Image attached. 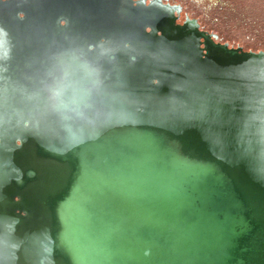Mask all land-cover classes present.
I'll return each mask as SVG.
<instances>
[{"label":"water","instance_id":"water-1","mask_svg":"<svg viewBox=\"0 0 264 264\" xmlns=\"http://www.w3.org/2000/svg\"><path fill=\"white\" fill-rule=\"evenodd\" d=\"M188 21L196 25L195 47L181 44L175 37L173 59L162 64L161 73L155 72V67L160 65L153 64L154 72L142 88L136 89L128 86L125 78L143 65L144 55L136 46L153 34L150 26L143 23L135 31L125 28L118 32L128 39L130 58L138 59L131 71L119 68L116 43H109L110 48L104 50L106 37H101L100 46L94 40H87L80 47L70 40L82 51H96L95 55L100 58L94 85L98 99H101L98 91L110 96L126 94L130 96H125L128 101H136L132 107L135 111L148 114L156 104L152 103L153 99L142 101L141 96L148 94L149 89L160 93L165 89L162 93L166 92L167 105L164 107L172 114L182 111L181 114L178 111V116L161 118L149 125L152 130L148 134L153 135L150 138L156 137L155 143H150L149 138L147 144L144 139L127 141L130 146L126 145L124 151L111 159L108 164L111 169L104 171L101 180L109 184L110 204L101 212L87 209V219L69 226L74 245L79 249L88 243L84 236L88 233L101 237L100 242L107 251L113 252L108 260L99 253L94 254L93 264H264V51H247L216 42L214 39L218 36L200 30L196 19H187L176 26L184 29ZM60 29L70 39L73 30L67 18L61 19ZM157 35L162 41L163 33L159 31ZM49 36L53 37V33ZM207 43L212 50H208ZM90 45L93 48L89 49ZM211 51L230 60L262 62L263 68L251 74L247 71L225 74L226 65L223 69L209 68L206 63L192 66L190 58L207 62ZM21 69L18 78L21 86L26 87L23 101L31 107L39 101L40 87L49 68L43 70L40 63L36 67L26 63ZM174 78L177 81L173 87H167L169 83L165 81ZM10 79H16V74ZM13 84L0 86V93L8 104L16 101V81ZM16 104V110L8 116L10 121L20 116L24 108L22 103ZM189 110L192 114L188 118L185 113ZM9 120L0 124V146L5 145L2 140L6 137L13 147L17 145L21 150L25 143L13 131L16 126L24 127L23 122L10 127ZM162 129L167 134L159 131ZM159 132L161 136L154 135ZM131 134L120 132L125 136ZM65 139L69 151L77 152V143L82 138L67 136ZM157 146H163L162 151ZM67 148L47 147V152L59 157L65 155ZM70 166L66 161L51 163L45 158H38L29 167L18 165L10 155L0 160L1 173L13 175L17 180L26 178L32 182L31 187L56 188L57 193L64 189ZM29 172L35 175L30 176ZM89 178V181L93 179L92 174ZM45 193L41 192L39 199L48 216L50 193ZM20 209L18 206L15 212L20 217L34 215L31 208L26 209L27 214L25 209L22 212ZM193 222L190 228L188 224ZM77 254L80 255L78 250Z\"/></svg>","mask_w":264,"mask_h":264},{"label":"bare ground","instance_id":"bare-ground-1","mask_svg":"<svg viewBox=\"0 0 264 264\" xmlns=\"http://www.w3.org/2000/svg\"><path fill=\"white\" fill-rule=\"evenodd\" d=\"M20 13L23 14L22 18ZM63 17L67 18V24H70L73 30L70 39L66 36L67 32L60 29ZM143 23L151 27L153 34L146 42L136 46L138 52L144 55L143 65L137 68L136 72L128 73L125 78L126 84L135 89L144 85L151 72H154L153 64L160 65L155 67V72L161 73L162 64L173 59L171 55L175 50V37L181 44L195 47L198 41L195 23L188 21L184 29L178 28L170 12L136 7L130 0L0 2V86L4 87L5 83H11L13 86L16 79L10 78L18 72L17 67L21 68L22 64L29 63L38 56L41 58L37 63H40L43 70L49 68L44 84L40 87L39 101L31 107L23 104L20 116L12 121L8 116L16 110V101L12 100V103L8 104L0 93V124L9 120V126L14 127L23 122L24 127L16 126L13 134L19 135L25 143L24 148L19 150L17 145L16 148L11 145L10 139L3 138L5 145L0 146V160L10 155L18 165L24 167L34 165L38 158H45L51 163L66 161L71 165L64 189L58 193L54 190L56 188L43 190L40 187H31L30 180H17L13 175L0 171V229L2 236L7 239L6 248L9 251L12 249V253L8 255V262L11 264H93L96 256L94 254L98 253L104 260L111 258L113 252L107 251L106 246L100 242L101 237L90 236L88 233L84 235L88 238V243L79 249L78 245H74L75 239L69 232V226L87 219V209L101 212L110 204L107 197L109 184L101 183V180L104 171L111 169L108 168L111 159L120 151H124L126 145L130 146L127 141L144 139L147 144L149 138L150 143H155L156 137L150 138L153 135L148 134V131L152 130L149 125L161 118L163 120L178 116L182 111L176 110V113L172 114L173 112L167 110L168 107H164L167 105L166 92L162 93L165 89L161 93L156 89H149V95L142 93V101L150 102L153 99L152 103L156 104L148 114L135 111L132 107L136 101H128L126 94L110 96L97 90L101 97L98 99L94 85L100 69V58L95 55L96 51H82L71 43L75 42L81 47L87 40H94L100 46L102 43L99 40L106 37L107 47L104 50L110 48L109 43H116L114 49L119 55V68L130 70L137 65L138 59L130 58L128 39L120 36L118 32L125 28L135 31ZM159 31L164 35L162 41L157 35ZM50 32L53 37L49 36ZM137 41L135 43H138ZM207 48L212 50L210 43H207ZM74 61L84 64V70L76 68ZM190 62L193 67L204 66L206 63L209 68L213 66L223 69L226 65L228 68L225 69V74L246 71L251 74L263 68L262 62L230 60L216 51H211L207 62L199 58H190ZM81 80V86L77 87ZM176 81L174 78L165 82L169 83V87ZM79 89L87 91L81 100L76 99V91ZM191 112L186 111L188 118L191 117ZM125 131L132 134L120 135V132ZM159 131L167 134L163 129ZM160 132L154 135L161 136ZM76 133L81 134L79 138H82V141L77 143V152L69 151L68 140L64 138L71 136L77 139ZM56 138L59 140L56 141ZM57 143L67 148L65 155L56 157L47 152V147L54 149ZM162 147L158 148L162 151ZM91 174L93 183V179L89 181ZM29 175L34 176L35 172H29ZM38 179L43 180L40 175ZM41 192L50 193L47 203L48 216L41 208ZM18 206L21 208L20 212L25 209V214L26 209L31 208L34 215L28 218L20 217L15 213ZM76 250L80 253L77 254L78 257L75 255Z\"/></svg>","mask_w":264,"mask_h":264},{"label":"rangeland","instance_id":"rangeland-1","mask_svg":"<svg viewBox=\"0 0 264 264\" xmlns=\"http://www.w3.org/2000/svg\"><path fill=\"white\" fill-rule=\"evenodd\" d=\"M180 3L190 17L199 19L204 29L215 32L221 41L229 42L231 46H242L247 51H264V0H171ZM182 20V19H181ZM41 56L29 63L38 66ZM37 63V64H36ZM73 63V62H72ZM78 69L85 68L81 62L74 61ZM16 72V103L24 104L25 96L19 81L22 69ZM148 79V78H147ZM147 81V80H146ZM79 81V86H81ZM25 85V83H23ZM60 89V88H59ZM64 93V90L62 91ZM87 91H76V99H83ZM24 98V99H23ZM78 137L80 133H76ZM65 139V138H64ZM56 141L59 139L56 138ZM59 147L57 143L55 145ZM52 149V148H51ZM208 193V192H207ZM213 193L211 194V196ZM193 223L188 226L193 227ZM182 227V226H181ZM0 229V264H11L8 255L12 253L6 248L7 239Z\"/></svg>","mask_w":264,"mask_h":264},{"label":"flooded vegetation","instance_id":"flooded-vegetation-1","mask_svg":"<svg viewBox=\"0 0 264 264\" xmlns=\"http://www.w3.org/2000/svg\"><path fill=\"white\" fill-rule=\"evenodd\" d=\"M1 1H8V0H1ZM130 1L136 7L141 6L145 8H151L159 12H170L174 19L176 17L178 18L176 21L177 24H183L187 19H192V20L196 19L200 25V30L210 34H216L215 32L204 29L199 19L190 17L189 13L185 11L184 7L180 3H174L171 0H130ZM216 35L218 36V39H214L216 42L229 43L228 41L227 42L221 41L220 36L218 34ZM229 45L231 46L230 43ZM237 47H242V46H237Z\"/></svg>","mask_w":264,"mask_h":264},{"label":"clouds","instance_id":"clouds-1","mask_svg":"<svg viewBox=\"0 0 264 264\" xmlns=\"http://www.w3.org/2000/svg\"><path fill=\"white\" fill-rule=\"evenodd\" d=\"M19 15L21 16V18L23 17V14L22 13H20Z\"/></svg>","mask_w":264,"mask_h":264}]
</instances>
